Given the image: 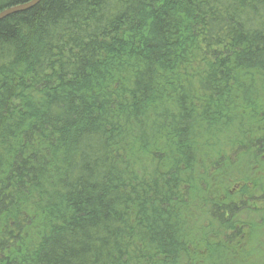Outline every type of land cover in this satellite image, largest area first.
Masks as SVG:
<instances>
[{
  "label": "trees",
  "instance_id": "trees-1",
  "mask_svg": "<svg viewBox=\"0 0 264 264\" xmlns=\"http://www.w3.org/2000/svg\"><path fill=\"white\" fill-rule=\"evenodd\" d=\"M263 247L264 0L0 19V264H259Z\"/></svg>",
  "mask_w": 264,
  "mask_h": 264
},
{
  "label": "water",
  "instance_id": "water-1",
  "mask_svg": "<svg viewBox=\"0 0 264 264\" xmlns=\"http://www.w3.org/2000/svg\"><path fill=\"white\" fill-rule=\"evenodd\" d=\"M39 1L40 0H29V1L21 3V4H16V5L5 7L2 10H0V19L4 18L10 14L27 10V9L31 8L32 6H34L35 4H37Z\"/></svg>",
  "mask_w": 264,
  "mask_h": 264
},
{
  "label": "rangeland",
  "instance_id": "rangeland-1",
  "mask_svg": "<svg viewBox=\"0 0 264 264\" xmlns=\"http://www.w3.org/2000/svg\"><path fill=\"white\" fill-rule=\"evenodd\" d=\"M260 240H262V238H261ZM263 248H264V247H263ZM257 262H258L259 264H264V260H263L262 258L257 259Z\"/></svg>",
  "mask_w": 264,
  "mask_h": 264
},
{
  "label": "bare ground",
  "instance_id": "bare-ground-1",
  "mask_svg": "<svg viewBox=\"0 0 264 264\" xmlns=\"http://www.w3.org/2000/svg\"><path fill=\"white\" fill-rule=\"evenodd\" d=\"M243 199V198H242ZM245 201V200H244Z\"/></svg>",
  "mask_w": 264,
  "mask_h": 264
}]
</instances>
